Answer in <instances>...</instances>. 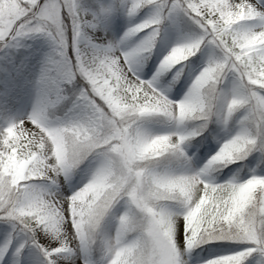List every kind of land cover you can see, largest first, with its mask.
<instances>
[{
    "label": "snow or ice",
    "instance_id": "1",
    "mask_svg": "<svg viewBox=\"0 0 264 264\" xmlns=\"http://www.w3.org/2000/svg\"><path fill=\"white\" fill-rule=\"evenodd\" d=\"M36 37L35 102L0 125V264H192L213 242L235 247L198 264H264V0H0V47ZM238 112L220 140L209 124ZM254 153L247 178L217 179Z\"/></svg>",
    "mask_w": 264,
    "mask_h": 264
},
{
    "label": "rangeland",
    "instance_id": "2",
    "mask_svg": "<svg viewBox=\"0 0 264 264\" xmlns=\"http://www.w3.org/2000/svg\"><path fill=\"white\" fill-rule=\"evenodd\" d=\"M81 2L88 4L90 3V0H81ZM96 2L108 5L111 4L113 0H96ZM143 18H145V14H141L136 17L135 22H139V20ZM128 20L129 18L122 12L110 13L107 21V30L111 33L109 38L118 39L128 26ZM190 33L191 30L188 28H182L179 31L164 29L161 32L160 41L161 44L164 42L171 44L175 40L181 38V36ZM48 48L49 45L43 37H36L34 39L25 40L22 46L18 47V49H20L19 52L22 53V55L11 53H6L4 55L5 64H3V67L6 71L0 74V125L4 123L3 117L5 115L11 114L19 118L31 111L36 98V89L35 78H33L30 73L39 72L44 54L48 51ZM2 49L3 47H0V51H2ZM159 49L160 44L157 46L158 51ZM155 60L156 55L154 54L153 58L143 66L142 73L145 78L150 77L152 72L155 70ZM192 75L186 72L181 80L168 90L167 94L172 99H181L191 84ZM170 79V76L164 77L162 78L161 83L167 85ZM240 115L241 113H236L233 119L229 122L227 128H223L221 125L216 123L209 124V128L215 129L218 138L223 140L227 136L235 134V132L239 130L240 125L238 121ZM149 126L154 131H164L168 127L167 123L160 118L154 119ZM187 126L191 129L195 127V124L193 122H189ZM204 135H207V132H205ZM199 140L200 137L197 136L186 146V151L189 155H192L195 151L192 161L194 167L200 166L204 160L207 159V155L201 157L200 152L195 149L196 142ZM213 143L215 144L216 142L214 141ZM257 155L258 154L254 153L253 156L248 158V162H242L247 163V166L243 169L240 168V164L231 165L229 167L231 171L228 169L223 170V172L217 176V179H226L234 173L241 179L247 178V176L251 174L250 170L255 167L256 161L254 157ZM255 170L260 172L264 171V168H256ZM79 178L80 177H76L75 179ZM230 247L234 248L235 246H230L227 242H215L212 245H202L200 248L193 251L192 264L201 261L207 256L224 254L226 251L230 250Z\"/></svg>",
    "mask_w": 264,
    "mask_h": 264
},
{
    "label": "bare ground",
    "instance_id": "3",
    "mask_svg": "<svg viewBox=\"0 0 264 264\" xmlns=\"http://www.w3.org/2000/svg\"><path fill=\"white\" fill-rule=\"evenodd\" d=\"M20 49H18V47L16 48H3L2 51H0V74H2L3 72L6 71V69L3 67V64H5V54L6 53H11V54H16V55H22V53L19 52ZM38 72L37 73H30L31 76H33V78H36Z\"/></svg>",
    "mask_w": 264,
    "mask_h": 264
},
{
    "label": "trees",
    "instance_id": "4",
    "mask_svg": "<svg viewBox=\"0 0 264 264\" xmlns=\"http://www.w3.org/2000/svg\"><path fill=\"white\" fill-rule=\"evenodd\" d=\"M231 166V165H230ZM229 166V167H230ZM245 179V178H244ZM215 242H213V243H210V244H208V245H212V244H214ZM205 245H207V244H205ZM212 256H207V257H205L204 259H202L201 261H203V260H205V259H210ZM201 261H199V262H201ZM195 264H198V262H196Z\"/></svg>",
    "mask_w": 264,
    "mask_h": 264
}]
</instances>
